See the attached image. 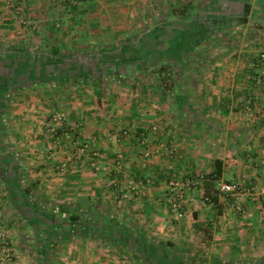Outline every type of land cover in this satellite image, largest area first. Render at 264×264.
<instances>
[{"label":"crops","instance_id":"0c3cea01","mask_svg":"<svg viewBox=\"0 0 264 264\" xmlns=\"http://www.w3.org/2000/svg\"><path fill=\"white\" fill-rule=\"evenodd\" d=\"M85 1L79 17L85 24L83 32L92 30L94 35L102 37L106 33L102 24L109 18V13H104L107 10L103 11L102 6L97 5L104 0ZM107 1L121 4L127 0ZM202 1H207L212 10L208 8L211 12L205 13L203 11L207 7L199 9L201 20L208 13V18L213 20L210 27L217 25L202 37L225 36L228 31V48L237 39L234 26L239 17L231 11L235 4L240 5L242 11L245 4L249 5L247 22L240 26V32L242 35L249 34L250 44L258 45L260 53L255 54L252 48L249 54L241 58L243 49L236 51L231 47L227 50V59L210 62L207 66L198 63L199 60L194 61L198 65L196 68L202 67L203 74L194 78L179 75L173 80L175 86L152 95L151 102H156L155 106L144 104L143 96L138 101L144 106L134 105L137 102L133 99L135 95L131 97L127 93H119L115 97L105 92L86 95L68 92V96L62 93L65 98L61 110L68 116L65 126L82 122V140H94L97 150L105 156L103 173L94 174L90 166L81 167L77 174L71 171L56 173L51 167L49 171L47 165L66 163L70 158L66 140H59L61 145L57 142L53 157L44 152L46 146L42 138L46 140V120L51 113L39 104L50 98L54 104L58 95L37 94L38 104L37 101L32 103L26 100L30 97L28 93L17 92V107L12 105L9 111L11 127H29L30 131L39 132L40 135L35 147L38 153L20 151L16 160L23 164L30 161L41 165L35 180L46 188L47 193H51L50 200L57 207H17L8 201V197L12 200L13 190L14 194L24 195L25 198L30 189L26 185L22 192L13 189L7 179L0 183V221L13 251L11 264H114L111 261L115 259L127 264L124 260L127 259L124 258L126 252L133 254L128 259L135 264L134 259L147 260V254L144 256L143 252L133 250L142 247L144 242L159 245L170 243L182 253L181 256H193L201 264H206L205 260L209 264H236L238 260H254L262 264L264 62L259 57L264 53V32L258 33L255 24L263 26L264 0H185L184 4ZM221 5L227 7L223 10ZM178 30L168 25L164 35L172 40L171 34L175 32L178 35ZM3 31L7 34L6 30H0ZM155 32H148L151 35L137 34L148 38L146 41L131 39L133 58L138 53L145 55L137 62L132 59L129 66L138 65L146 69V66L174 63L168 54L172 53L173 48L181 47L182 43L170 45L169 41L168 48L159 47L156 43L160 33ZM13 33H8V37L18 38L20 33ZM145 43H149L148 47L143 46ZM254 58L257 63L251 61ZM173 66L185 69L188 63L179 59V63ZM206 67L210 70L208 73L204 71ZM183 85L186 88L190 85V88L185 91ZM176 87H181V92L174 91ZM160 100L164 101L163 105L158 104ZM68 130L66 127L57 131V138L63 137L64 131L68 133ZM123 131H127L128 136H122ZM143 135L148 139L147 150L150 152V158L145 162L141 160L144 149L138 141V137ZM168 144L174 149L171 156L162 150ZM26 146L27 143L20 144L24 150H27ZM118 157L122 170L112 172L110 169ZM12 160L15 161L9 156L8 161L11 163ZM45 165L47 167H43ZM15 177L10 174L9 179ZM125 177L143 181L152 179L155 185L145 186L137 196L125 200L120 190L125 186ZM212 177L218 180L213 182ZM183 179H197L199 189L186 192L179 214H174L167 202L169 185L172 181ZM232 182L242 185L243 195H223L219 192V184ZM246 190L249 192L246 193ZM202 194L211 195L214 202H205ZM239 206L243 212L237 210ZM74 216H78L79 221L70 220ZM73 228L75 231L72 232ZM193 246L197 247L196 253L192 252Z\"/></svg>","mask_w":264,"mask_h":264},{"label":"rangeland","instance_id":"374dc122","mask_svg":"<svg viewBox=\"0 0 264 264\" xmlns=\"http://www.w3.org/2000/svg\"><path fill=\"white\" fill-rule=\"evenodd\" d=\"M184 1L185 0H127L126 2L121 4L118 3L111 4L109 1L104 0L101 5H97V6L100 7L102 6L101 8L103 11H105L106 9L107 12L104 13H109L108 16L109 18L104 21V24H102L103 32L106 33L104 34L102 32L103 36L98 37L93 34L94 32H92V30L89 31L91 35L88 34L89 32L88 33L83 32L84 29L83 26L85 24L79 17L81 16L83 7H85L86 5L87 1L85 0H36V1L35 0H29V1L0 0V30L7 31L6 32L7 34H5L4 31L0 32V183H2V181L6 182L7 179L8 183L11 184V187L13 189L15 188L20 189L21 192L23 191L21 189L26 186L28 187V189H30L29 190L30 193L25 198L24 195L21 196L20 194H14L15 190L12 189L13 190V193H11L12 200L10 201L11 197H8L9 202H11L12 204L15 203L17 207L31 208V207H40L39 205H44L45 207H57V205H55V202L53 200H50L51 193L50 194L47 193L46 188L41 186L39 182L35 180L36 177L35 175L38 172V170H41L40 168L41 165L39 166V164L30 161L26 164H23L22 162H18V160H16L17 157L21 154L20 151H26L28 154L37 152L35 150V147L37 146V142L39 141L38 137L40 135L39 132H36L37 133L36 134L32 130L30 131L29 127H27L26 129H22L21 126L11 127V119L9 116L10 115L9 111L12 105L17 107V99H18L17 97H19V95H17V92L21 91L22 93L24 92L28 93L30 97H27L26 100L31 101L32 103H36L37 101L36 99H38L37 94H41L43 96L47 94L58 95L56 96L58 97L57 102L54 104L53 101L51 100L52 98L48 99L46 102H44V100L41 101V104H39V101H37L39 106H41L46 110L48 109L51 113L49 115V118L46 120L47 121V127L45 129L46 140L42 138L45 141L43 142L46 146L44 152L47 156L53 157V151H54L53 149H55L54 146H57V142H59L60 144L59 143L58 144L61 145V142L59 140L62 141L66 140V142L69 144L68 150L70 154L68 155L70 158L69 161H66V163L57 164V165L50 164L47 165L48 167L46 165L43 167L49 168V171H51L50 169L51 167L54 169V172L56 173L58 171L61 173H65V172L68 173V171H71L77 174L79 172L78 170L81 167L83 168L89 167L90 161H93L94 158L91 154L89 155L90 153L89 151H87L84 155L80 156L79 158L77 156L79 150L87 143V141L85 142L82 140L83 135L81 134V128H82L81 121L78 123L74 122V125L71 127L65 126L67 125L66 123L68 120V116H66L65 112L61 110V108L64 107V103L62 105V100L65 98V96L62 95V93H66V96H68V92H72V93L79 92V94L81 95L105 92L106 94H108V96L113 95V97H115V95L119 93H127L131 97L132 95H135L133 99L137 100V102L136 103L134 102L135 103V104L133 103L134 105L137 106L141 105L138 99H140V97L142 96H143L142 100L144 104H148V105L150 104L154 106L157 105L156 102L153 103L151 101H153L152 99L153 94L159 93L158 91L162 92L164 89V88L157 89L158 85L155 78L156 70H158L159 67H161L162 65L153 66L148 70L147 67L146 69L145 67H142L145 72L148 71L146 73H143V69H141L138 65L131 67L129 66V64H127L125 67H123V62L127 61L125 59L131 60L130 57H133L134 55L133 52L131 51L132 48L131 39L134 40L138 38V39H144L145 41L148 40V38H145V36L142 37L137 35L138 33L151 35V33L157 31L160 33V36H157L158 43L156 44L159 47L165 46L166 48H168L170 45L175 44L176 42L175 40H177V34H174L175 32L172 33L171 34L172 40H168L169 37L166 36V34L164 35L165 31L163 27H166L165 29H167L168 25H171L172 29H179V30L182 29L183 31L185 30L189 31L192 30V26H194L196 23L198 24L201 21H204L205 25H207L206 23H209V26L210 24H212L213 20L212 18H208L207 16L208 13L203 15L204 16L203 20H201L202 13H198L199 9L202 8L204 9L205 7H207V9L203 11L205 13L212 10L211 9L212 6L210 4H207V1L197 2L190 5L184 4ZM221 6L223 10L227 7V5H221ZM187 7L188 8L190 7L191 10H194V12L193 13L191 12L192 13L191 16L186 20L187 22L184 25L183 24L179 25L176 18L174 17L170 18V15H175L178 16L177 18H179V16L182 15L183 11ZM233 10L231 12H235L236 16L242 15V10H240V5L235 4ZM262 23L263 26L260 27L257 26V24H255L256 26L255 28L258 31V33L264 32V21H262ZM234 27H235V33H236L235 37H237L236 39L237 42L236 40L232 42L230 44V48L232 47V49H235L236 51H241V49H243L240 53L241 58L244 54L246 55L249 54L250 52L248 51L249 49L252 48L255 54H259L260 52L258 50L259 48L258 45L250 44L251 37L250 38L248 37L249 34L243 33L242 35V32H240L241 27L238 24L235 25ZM15 31L16 34L20 33L19 36H17L18 38H14V36L8 37V33L15 34ZM227 34L228 31H226L225 36L212 35L209 38H206L205 36L202 37L203 34L200 35L201 38L203 39L202 42H198L197 40L193 45L196 48L195 49L196 53L194 55L195 58H193V60L187 61V63L189 62V67L183 70L182 73L185 76L191 78H194L199 74L200 75L203 74L201 73L202 67L199 68L201 69L200 71L198 68H196L198 67V65L195 64L194 62L195 59L200 61L198 63L201 62L204 63L205 66L211 64L210 62L213 63L222 59H227L226 58L227 50L230 49L228 48L230 36H227ZM240 34L242 35V37L239 36ZM149 38L151 39V37ZM89 39H92L94 42L91 43ZM169 41H171V44L169 43ZM246 43L249 44L247 45ZM148 44L145 43L143 44V46L148 47ZM95 45H99V46L96 47ZM99 47H102V49L100 48L99 50ZM244 47H246V49ZM52 49L59 50L60 54L57 56L53 55L51 52ZM13 51L15 53H13ZM13 54L15 55L14 59H15V64L17 65L16 69L17 68L18 69L16 70L15 68L11 67L13 70L16 71V73L14 75H9L8 69H10L11 65L4 62L1 56L4 55V57H9L10 59L11 55ZM32 55L37 57L39 56L41 60H43L44 64H47L46 62L50 63V62L58 61V65H59V61L61 59L64 60L67 64H69L71 68L73 67L71 66V62H70L71 59L89 56L90 60L93 61V65L87 66L86 68V72H88L86 73L87 75L81 78L78 84L73 85L71 82L67 80L68 78L60 79L58 78V75L53 76V74H51L53 72V67L51 68V65L49 64H47V69L45 72L41 70L40 72H37L35 75L30 74L31 71L29 69L31 68V66L28 63L25 64L24 61L27 62L28 58L31 57ZM96 55H99L100 57L96 58ZM144 55L145 54L138 53L136 57L139 59L143 57L144 59ZM157 60L155 61V63L158 62ZM174 61L175 64L179 63V61L176 59ZM251 61L253 63H257L255 61V58L252 59ZM107 63L110 65L114 64L113 68L103 66L106 65ZM174 63L171 65L173 68V72H169L170 75H168L169 78L170 76H172L173 80L177 79L179 75L182 76L180 70L176 66L174 68L173 66ZM27 64L30 67L28 66L27 68L26 67ZM166 64L167 63L163 65ZM25 67L27 68V70H24ZM208 69L209 68L206 67L204 68V71L208 73L210 71ZM79 72L80 70L78 69V73ZM23 73H26L27 75H24ZM99 79H102L103 81L100 82ZM36 82L39 83L33 85V83ZM184 86L185 85H183V87ZM187 88H190V85H188ZM187 88L184 87L183 89L186 91ZM175 90L181 92V87L179 89H177L176 87L174 88V91ZM145 98H147L148 100ZM158 104L163 105L164 101L160 100V103ZM59 115L63 117L61 121H57ZM66 127H68L69 129L68 133H66L67 136L59 137L58 139L56 135L57 131L63 130ZM15 131H18V133H16ZM25 143H27L26 146L27 150H24V148L20 147V144H25ZM168 146L170 148L169 144L163 146L162 150L164 154L167 151L165 150V148L166 147L168 148ZM9 156H12V159H15V161L12 160V162L10 163L8 161ZM104 158H105L104 155L102 159L98 158V160L96 161L97 165L102 166V163L104 162ZM149 158L150 155L149 157H143V153L141 154V160L143 162L147 161ZM32 161H36V159H33ZM89 168L96 175L104 172V171L96 172L93 168L91 167ZM10 174L16 177L14 179H9ZM183 180L198 181L197 179L195 180L183 179ZM177 181H182V180H177ZM174 182L176 181H172L170 184H173ZM44 184L45 181H43V185ZM142 189L143 187L141 188V190ZM186 192L192 193L195 191H185L183 195L184 200H185ZM202 197L204 199L206 195L202 194ZM209 197H211V195H209ZM1 200L2 198H0V202ZM49 212L50 210H48V213ZM45 216L49 217L47 214ZM5 230L6 229L3 223L0 221V234L2 235L0 239L1 241L0 257L3 248H7L12 258L13 251L10 244L8 243L7 240L8 238L6 237ZM71 231L72 232L75 231L74 228L71 229ZM3 239L6 245L3 244ZM154 239L157 242L159 241V239L157 238ZM142 244H144V246L138 247L137 249H133V250L135 251L138 250L139 253L143 252L145 254L144 256L148 255L152 257L153 255H155V252L158 249L157 248L159 245L158 243L147 244L144 242ZM162 247H165L169 256L171 255V257L174 258L175 260H180L179 263L201 264V261L193 259V256H189V257L187 256L184 258L183 256H181L182 253L175 250L174 247L168 248L165 245H162ZM129 250L131 251V249ZM196 250L197 247L193 246L192 252L196 253L197 252ZM129 255L133 257V254L126 252L124 258L127 259L124 260L127 261V264H132V260L128 259ZM117 260L118 259H115L111 261V263L113 262L115 264ZM147 260L141 259L135 261L134 259V263L163 264L162 262H165L166 264H170L171 262L167 260L165 261L163 259V261L153 260L152 263H149L152 260V258L151 260L150 259L148 261ZM120 262L121 261L118 260L116 264H122ZM261 262L262 264H264V258ZM205 263L209 264L207 260H205ZM235 263L258 264L254 260H249V261L238 260L235 261Z\"/></svg>","mask_w":264,"mask_h":264},{"label":"trees","instance_id":"16d2710c","mask_svg":"<svg viewBox=\"0 0 264 264\" xmlns=\"http://www.w3.org/2000/svg\"><path fill=\"white\" fill-rule=\"evenodd\" d=\"M80 2V1H79ZM188 8V7H187ZM185 9L182 13V17L179 16V18H177L178 16H175V15H171L172 17L176 18L177 22L179 25L181 24H185L187 21V19L191 16V14L194 12V10H191V8L189 7L188 9ZM192 12V13H191ZM196 12V11H195ZM249 14V5H244L243 6V11H242V15H239V17H237V24L239 26H243L246 22H247V16ZM215 22H217L215 20ZM214 22V23H215ZM207 25L204 24V21H201L199 22L198 24L196 23L194 26H192V30H185V31H180L178 30V35H177V40L176 43L177 45H179L180 43H182L181 47L178 46V49H172V53L171 54H168L169 58H171L173 61L176 59L179 61V59L181 61H189V60H193L194 55H195V47L193 46L194 43L198 40V42H202V38L200 35L202 34H205V33H208L210 30H214V28H217V25L216 24H213L212 27L209 26V23H206ZM165 25V24H164ZM204 27V28H203ZM166 27H163V29H165ZM201 31V32H200ZM201 33V34H200ZM199 34V35H198ZM182 35V36H180ZM182 37V38H181ZM174 45V44H173ZM3 52V51H1ZM52 54L57 56L60 54L59 50H56V49H52ZM13 53H15L13 51ZM10 54V53H9ZM262 54V53H261ZM260 54V55H261ZM192 55V56H191ZM191 56V57H190ZM3 61L8 63L10 66V69H8V73L9 75H14L16 73L15 70H13L11 67L15 68L16 69V64H15V55H11L10 59L9 57H4L1 56ZM99 58L100 56L99 55H96V58ZM175 59H174V58ZM128 58V57H127ZM5 59V60H4ZM130 59L134 60L133 62H137L139 61L138 59L139 58H133V57H130ZM7 60V61H6ZM127 61H124L123 62V67H125L129 62H132L131 60L129 59H125ZM260 60V58H259ZM196 61V59H195ZM261 61V60H260ZM25 64L28 63L31 68L29 69L31 71L30 74L32 75H35L37 72H40L41 70H43L44 72L46 71L47 69V64L51 65V68L53 67V72L51 74H53V76H56L58 75V78H68L67 80L69 82H71L72 84H78V82L81 80V78H83L84 76H86L88 72H86V68L87 66H90V65H93V61L90 60V57H82V58H75V59H71L70 62H71V66H73L72 68L69 66V64H67L64 60H61L59 61V65H58V61H55V62H46L47 64H44L43 63V60H41V58L38 56H31L28 58L27 62L24 61ZM175 62V61H174ZM263 62V61H262ZM79 63V64H78ZM27 64V68H28V65ZM173 63L171 64H166V65H162L161 67H159L158 70H156L155 72V78H156V82H157V85L159 86L158 88L159 89H165L168 88L169 86L172 87L173 85L175 86L174 82H173V79H172V76H169L170 73L169 72H173V68H172V65ZM2 65V63H1ZM58 65V66H57ZM61 65V66H60ZM29 66V67H30ZM103 66H107L109 68H113L114 64L113 65H110V64H106V65H103ZM24 68V70H27V68ZM70 67V68H69ZM147 67V70L149 68H152V67H149V66H146ZM188 67H189V62H188ZM9 68V66H8ZM18 69V68H17ZM16 69V70H17ZM71 69V70H70ZM78 69L80 70V72L78 73ZM185 69H187V67H185ZM183 68L179 69L180 72H181V75L183 74V70H185ZM70 70V71H69ZM62 71V72H61ZM58 72H61V73H58ZM148 72V71H146ZM145 71H143V73H146ZM179 72V73H180ZM24 75H27L26 73H23ZM83 74V75H82ZM29 75V74H28ZM49 75V74H48ZM69 75V76H68ZM50 76V75H49ZM78 76V77H77ZM48 78V77H47ZM170 80V82H169ZM172 80V81H171ZM100 82H102L103 80L102 79H99ZM40 82V81H39ZM39 82H36V83H33L34 84H37ZM23 87H26V86H23ZM163 89V90H164ZM216 164H219L218 162ZM220 173V172H218ZM218 179L217 178H213L212 177V181H217ZM206 197L208 198V201L207 202H214V199H212V197H209V195H206ZM70 220H73V221H79V217L78 216H74V217H71ZM163 245V244H162ZM162 245H158V249L156 250L155 252V255H153L152 257L150 256H147L146 258L147 259H150L152 258V260L150 261V263H152L153 260L155 261H163V259L166 261H171L170 264H182V263H179L180 260H175L174 258L171 257V255L169 256L165 247H162ZM141 246H144V244H141ZM166 247H170L172 248V244L170 243H166L165 244ZM176 250V249H175ZM179 252V251H178ZM174 259V260H172ZM155 263V262H153ZM163 264H166L165 262H162ZM158 264V263H157Z\"/></svg>","mask_w":264,"mask_h":264},{"label":"built area","instance_id":"2783aa9c","mask_svg":"<svg viewBox=\"0 0 264 264\" xmlns=\"http://www.w3.org/2000/svg\"><path fill=\"white\" fill-rule=\"evenodd\" d=\"M260 60L264 62V53L260 55ZM63 117L59 115L57 121H61ZM64 130V129H63ZM67 132L64 131L63 136H67ZM122 136H128L127 131L121 132ZM138 141L140 142V145L143 147V157H149L150 152L147 150V144H148V139L145 135L141 136L140 138L138 137ZM169 148V146H168ZM167 147L165 148L166 155H173L174 149L172 146L168 149ZM87 151H89V155L91 154L94 158L93 161H90V167L93 168L96 172H103L104 169L102 166L97 165V160L98 158H103V155L101 152H99L96 148V145L94 143V140H91L87 142L80 150L78 153V158L82 155H84ZM95 161V162H94ZM114 163V166L110 169L112 172H118L122 170V164L121 160L118 157ZM125 186L122 187L121 190V196L123 199L128 200L131 197L137 196L141 190L142 187L145 186H154L155 181L152 179H147L146 181H143V179H133L132 177H125ZM242 185L239 182H232V183H222L219 184V192L223 195L227 194H236V195H243L244 191L241 188ZM199 189V182L198 181H189V180H182V181H176L173 184H170L169 186V191H168V196H167V202L169 204L170 210L174 214H179V208L183 205L184 201V192L185 191H197ZM246 193L249 191L246 190ZM205 202L208 201L207 197H204L203 199ZM237 210L239 212H243L242 207H238ZM1 234H0V239H1ZM1 242V241H0ZM3 244L6 245L3 239ZM12 258L9 250L7 248H3L1 251V257H0V264H11Z\"/></svg>","mask_w":264,"mask_h":264}]
</instances>
